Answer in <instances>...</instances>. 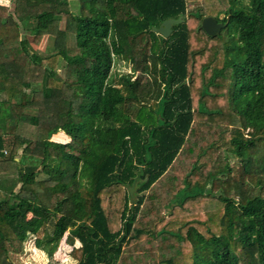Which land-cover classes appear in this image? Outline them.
Wrapping results in <instances>:
<instances>
[{
	"label": "trees",
	"instance_id": "trees-1",
	"mask_svg": "<svg viewBox=\"0 0 264 264\" xmlns=\"http://www.w3.org/2000/svg\"><path fill=\"white\" fill-rule=\"evenodd\" d=\"M11 4L0 264L30 239L52 257L66 234L76 264H122L131 246L163 251L153 264H264V0ZM209 16L226 24L215 37ZM180 17L168 38L153 30Z\"/></svg>",
	"mask_w": 264,
	"mask_h": 264
},
{
	"label": "rangeland",
	"instance_id": "rangeland-1",
	"mask_svg": "<svg viewBox=\"0 0 264 264\" xmlns=\"http://www.w3.org/2000/svg\"><path fill=\"white\" fill-rule=\"evenodd\" d=\"M2 1V0H1ZM8 3V2H7ZM12 4H9V6H11ZM197 4L194 3H189V8L192 9L196 6ZM73 10L76 12L77 9L74 7ZM213 17V16H210ZM223 17V16H221ZM214 18V17H213ZM61 28H65V22H61ZM46 41H47V37L43 38L42 43L39 46H35V49L41 53H46L45 51V45H46ZM51 42V41H50ZM73 44L70 42L69 46H72ZM120 72H129L130 69L127 67H119ZM65 67L61 70V75L64 76L65 75ZM31 133H29L30 135H34L36 136L37 133H35L36 131H34V129L30 130ZM36 134V135H35ZM55 140L57 141H61V136L57 135L54 137ZM136 195V192H135ZM77 197V195H76ZM67 234L66 236L63 238V240L61 241L57 251L55 252V254L52 257H49L45 252H43L42 250L38 249L35 246V240L34 239H30L28 242H26L25 245V250L19 254V255H14L12 257L13 261L16 264H76V261L71 257V253L73 251V249L79 246V244H75V246L68 244L67 240H66ZM144 243H154L156 246H154L155 248H159V246H161L159 244V240L158 239H153L151 240L149 237H144L143 241ZM162 242V241H161ZM143 244V243H142ZM141 252L140 251H136L134 246H131L129 248H127L126 253H125V259L122 261V264H153L155 262H158L162 257H161V251L160 249H156L153 252H148L149 250L146 249L145 247L141 246ZM132 251V253H131ZM169 251V250H167ZM164 250V253H169V255L173 256V254L175 253V251L173 250V247H171L170 251L173 252H167ZM148 254V255H147ZM147 257H144L146 256Z\"/></svg>",
	"mask_w": 264,
	"mask_h": 264
},
{
	"label": "water",
	"instance_id": "water-1",
	"mask_svg": "<svg viewBox=\"0 0 264 264\" xmlns=\"http://www.w3.org/2000/svg\"><path fill=\"white\" fill-rule=\"evenodd\" d=\"M184 19L183 17H180L179 19L170 18L165 20L159 28H153L155 32L160 34L161 36L168 38L173 33V26L178 25L180 23H183ZM226 27V24L222 22H218L216 18L213 17H205L202 21L201 28L212 37H215L219 35L222 30ZM19 159H17L18 161ZM120 172V168L118 169ZM139 183V180H136L135 183L130 188V197L134 201L135 200V192H136V186Z\"/></svg>",
	"mask_w": 264,
	"mask_h": 264
},
{
	"label": "crops",
	"instance_id": "crops-1",
	"mask_svg": "<svg viewBox=\"0 0 264 264\" xmlns=\"http://www.w3.org/2000/svg\"><path fill=\"white\" fill-rule=\"evenodd\" d=\"M8 2V3H7ZM0 4H2V5H5V6H9V4H11V0H0ZM57 135H60L61 136V141L62 142H66L67 141V137L64 135V134H62L61 132L60 133H58ZM57 135H55V136H57ZM4 176V175H3ZM5 177H9V175H5Z\"/></svg>",
	"mask_w": 264,
	"mask_h": 264
}]
</instances>
